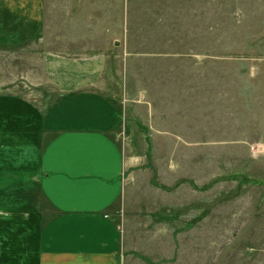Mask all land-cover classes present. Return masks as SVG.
<instances>
[{"label": "rangeland", "instance_id": "obj_1", "mask_svg": "<svg viewBox=\"0 0 264 264\" xmlns=\"http://www.w3.org/2000/svg\"><path fill=\"white\" fill-rule=\"evenodd\" d=\"M94 3L142 206L175 212L178 261L264 264V0Z\"/></svg>", "mask_w": 264, "mask_h": 264}, {"label": "crops", "instance_id": "obj_2", "mask_svg": "<svg viewBox=\"0 0 264 264\" xmlns=\"http://www.w3.org/2000/svg\"><path fill=\"white\" fill-rule=\"evenodd\" d=\"M103 22L94 0H0V264L198 262L127 174Z\"/></svg>", "mask_w": 264, "mask_h": 264}]
</instances>
